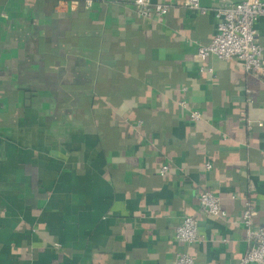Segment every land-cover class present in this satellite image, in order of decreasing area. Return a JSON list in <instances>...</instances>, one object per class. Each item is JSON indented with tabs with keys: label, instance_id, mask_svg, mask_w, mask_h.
<instances>
[{
	"label": "crops",
	"instance_id": "1",
	"mask_svg": "<svg viewBox=\"0 0 264 264\" xmlns=\"http://www.w3.org/2000/svg\"><path fill=\"white\" fill-rule=\"evenodd\" d=\"M85 1L0 0V264H241L247 198L264 229V78L196 58L220 0L159 18ZM255 29L264 43V15Z\"/></svg>",
	"mask_w": 264,
	"mask_h": 264
},
{
	"label": "built area",
	"instance_id": "2",
	"mask_svg": "<svg viewBox=\"0 0 264 264\" xmlns=\"http://www.w3.org/2000/svg\"><path fill=\"white\" fill-rule=\"evenodd\" d=\"M90 5V0L85 1ZM176 5L204 13L199 0H169L153 3L151 0H133L136 13L140 16L162 17L170 7ZM264 15V0H220L215 9L216 32L211 41L206 45H199L196 58L204 61L212 55L222 60H237L244 70L255 76L264 78V43L257 40L255 22L258 17ZM205 68L200 66V70ZM211 72L210 68H206ZM189 118L196 121L201 118L198 110L191 111ZM251 123L247 121V128ZM209 169L210 164L206 163ZM167 169L161 167V173ZM199 209L206 216H222L225 214L220 198L209 189H203L197 198ZM256 210L247 198L244 202L240 221L243 224L244 236L248 248L241 258V264H264V229L253 227ZM174 241L181 245H189L200 240L198 233V221L192 215H185L175 227ZM172 264H196L194 258L186 251L178 252Z\"/></svg>",
	"mask_w": 264,
	"mask_h": 264
}]
</instances>
